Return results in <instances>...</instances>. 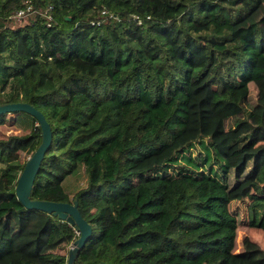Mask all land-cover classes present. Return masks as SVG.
Here are the masks:
<instances>
[{"label": "trees", "instance_id": "1", "mask_svg": "<svg viewBox=\"0 0 264 264\" xmlns=\"http://www.w3.org/2000/svg\"><path fill=\"white\" fill-rule=\"evenodd\" d=\"M9 103L51 129L29 198L91 226L73 264H264L230 209L264 236V0H0ZM36 124L0 115V264H67L79 237L16 198Z\"/></svg>", "mask_w": 264, "mask_h": 264}, {"label": "water", "instance_id": "2", "mask_svg": "<svg viewBox=\"0 0 264 264\" xmlns=\"http://www.w3.org/2000/svg\"><path fill=\"white\" fill-rule=\"evenodd\" d=\"M12 112H23L32 116L36 120V125L40 128L41 132L40 144L27 159L23 170L17 178L15 186L16 198L23 207L28 210H38L51 214L60 221H65L69 225L75 227L79 237L72 242L67 254V264H73L80 250L91 238V226L81 216L76 200L70 204L37 199L32 200L29 198L40 164L51 144V129L44 115L28 103H9L0 105V115Z\"/></svg>", "mask_w": 264, "mask_h": 264}, {"label": "rangeland", "instance_id": "3", "mask_svg": "<svg viewBox=\"0 0 264 264\" xmlns=\"http://www.w3.org/2000/svg\"><path fill=\"white\" fill-rule=\"evenodd\" d=\"M32 16H27L22 18V19H16L17 20L15 23H24V21H27L28 18L30 19ZM51 19V18H49ZM136 20V18H134ZM7 125V124H6ZM27 129V128H26ZM23 130V129H22ZM15 133L20 134L17 131H14ZM29 158V157H28ZM27 158V159H28ZM88 174L86 169L82 166L79 165L77 168V171L75 174L68 176L64 182H63V188L65 192L69 195L70 198L73 197V195L81 190L84 189L87 185V180H88ZM253 195H255L254 191H252ZM250 203V199L246 198L243 201H236L231 204L230 209L233 211V213L236 215L238 223V236L242 237L245 235H248L250 238H252L254 241H256L261 247L264 248V236L261 235L260 233L256 232L257 230L248 228V223H247V206ZM5 208V206L0 207V214L2 213V210ZM70 248V247H69Z\"/></svg>", "mask_w": 264, "mask_h": 264}, {"label": "built area", "instance_id": "4", "mask_svg": "<svg viewBox=\"0 0 264 264\" xmlns=\"http://www.w3.org/2000/svg\"><path fill=\"white\" fill-rule=\"evenodd\" d=\"M22 15H23V11H18L16 16L19 17V16H22Z\"/></svg>", "mask_w": 264, "mask_h": 264}]
</instances>
